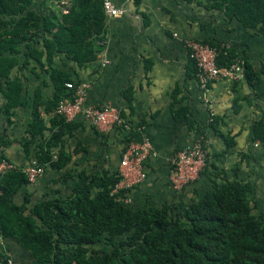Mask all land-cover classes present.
I'll return each instance as SVG.
<instances>
[{
	"label": "crops",
	"instance_id": "crops-1",
	"mask_svg": "<svg viewBox=\"0 0 264 264\" xmlns=\"http://www.w3.org/2000/svg\"><path fill=\"white\" fill-rule=\"evenodd\" d=\"M57 1L37 0L31 9L41 13L51 9L57 14ZM111 2L123 13L105 17L104 38L95 60L77 67L63 54H57L50 69L66 74L74 82L86 83L84 104L116 108L125 130L102 133L82 116H76L57 146L69 155L67 165L60 171L46 168L34 184L16 192L14 202L20 205L25 197L31 203L67 197L73 187V181L62 178L67 174L74 176L82 170L87 174H112L117 171L123 137L132 132L130 141L148 142L150 154L143 165L145 179L123 190L127 204L134 208L176 205L178 201L189 204L195 194L235 179L253 187L254 211L264 213V145H254L259 141L253 138L254 125L264 124V76L247 85L242 73L238 80L215 82L203 91L195 81V69L185 45L188 40H207L235 47L258 71L264 63V40L253 29H245L219 12L206 11L195 2ZM23 60L22 54L18 55L19 64ZM12 76L21 84L20 99L25 105L12 111L11 123L0 113V133L10 140L2 153L25 167L29 163L19 139L27 136L25 130L31 122L35 98L42 104L39 116L49 127L52 111L45 113L43 105L53 98L54 87L43 59L41 64L29 60L22 70L13 69ZM3 104L0 91V108ZM49 133L45 131L43 138L35 137L36 143L47 139ZM220 133L232 138L230 148L226 149ZM197 143L206 153L205 168L192 184L176 193L168 182L171 160L177 150ZM0 246L12 262L30 261L29 254L13 240H0Z\"/></svg>",
	"mask_w": 264,
	"mask_h": 264
},
{
	"label": "trees",
	"instance_id": "trees-1",
	"mask_svg": "<svg viewBox=\"0 0 264 264\" xmlns=\"http://www.w3.org/2000/svg\"><path fill=\"white\" fill-rule=\"evenodd\" d=\"M34 1L37 0H0V91L4 99L0 113L8 123L12 111L25 105L20 99L21 84L12 76L13 69L22 70L29 60L38 64L44 60L54 95L43 110L51 112L59 99L71 95L64 85L79 83L50 69L52 59L63 54L77 67H84L95 60L104 38L102 0H69L64 15L51 9L35 12L31 9ZM182 1L219 12L241 27L253 29L264 40V0ZM199 42L216 48L218 67H228L239 60L247 85L264 76V63L255 71L235 47ZM20 54L24 60L19 64ZM40 106L35 98L31 122L25 130L27 136L19 139V145L28 163L34 161L43 171H60L70 158L57 146L71 124L52 117L49 127H45L38 112ZM121 128L125 130L124 125L113 130L123 131ZM45 131H50L47 139L36 143L35 137L43 138ZM253 133V138L264 145V124H255ZM131 137L132 132L123 137L120 155ZM219 137L226 149L233 145L231 137L221 133ZM9 144L10 140L0 133V160L15 164L2 153ZM62 178L73 181L67 197L32 203L25 197L18 205L14 195L28 185L25 176L18 169L0 176V240L11 239L25 250L30 257L27 264H264V213H255L249 183L224 180L195 194L189 204L178 201L176 205L134 208L123 201L125 191L111 194L119 180L117 171L87 174L82 170ZM6 261L0 246V264Z\"/></svg>",
	"mask_w": 264,
	"mask_h": 264
},
{
	"label": "built area",
	"instance_id": "built-area-1",
	"mask_svg": "<svg viewBox=\"0 0 264 264\" xmlns=\"http://www.w3.org/2000/svg\"><path fill=\"white\" fill-rule=\"evenodd\" d=\"M56 6L59 13L64 15L68 11L69 0H58ZM101 7L104 17H115L123 13V10L116 8L111 0H102ZM185 45L188 49L189 59L195 67V81L201 90L207 91L208 87L215 82H231L242 78V68L237 60L228 67H218L216 65L218 55L216 48L192 40L186 41ZM64 86L71 91V95L57 101L51 112V117H61L69 123L80 115L102 133H107L123 125L119 111L109 104L100 107L84 104L88 88L86 83H78L77 85L66 83ZM258 144L260 143L257 142L254 145ZM149 154L150 144L148 142L130 141L128 143L119 157L117 164L119 180L112 188L111 194L117 195L119 191L130 189L145 179L143 165ZM205 164L206 153L200 144H192L177 150L171 160L168 176L169 186L172 190L179 191L193 183L204 169ZM17 169L25 176L28 184H34L43 174V168L38 167L34 161H30L25 167L17 168L15 164L5 159L0 160V176ZM123 201L125 202V200ZM6 264L16 263L7 259Z\"/></svg>",
	"mask_w": 264,
	"mask_h": 264
}]
</instances>
